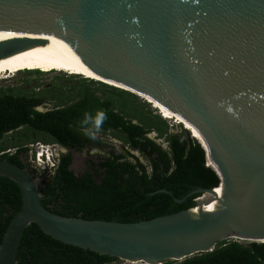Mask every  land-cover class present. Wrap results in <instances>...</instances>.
I'll return each mask as SVG.
<instances>
[{"label": "water", "instance_id": "water-1", "mask_svg": "<svg viewBox=\"0 0 264 264\" xmlns=\"http://www.w3.org/2000/svg\"><path fill=\"white\" fill-rule=\"evenodd\" d=\"M29 47L188 123L221 179L222 206L196 217L217 196L200 189L188 196L202 194L194 208L151 221L62 217L43 205L39 180L0 159V176L24 201L0 264H17L32 224L64 244L145 264L183 262L223 242L264 243V0H0V62Z\"/></svg>", "mask_w": 264, "mask_h": 264}, {"label": "trees", "instance_id": "trees-1", "mask_svg": "<svg viewBox=\"0 0 264 264\" xmlns=\"http://www.w3.org/2000/svg\"><path fill=\"white\" fill-rule=\"evenodd\" d=\"M80 84L72 101L47 112L37 110L42 104L41 99L23 97L14 88L2 89L0 154L6 151V147L2 146L4 138L22 128L32 133L31 139L27 134H22L24 139L28 138V142L37 141L35 136L43 134L70 151H106V145L93 135L110 131L132 151L145 157L148 163L144 164L129 151L123 150L119 155L115 149H111L99 156L97 162L89 161L85 170L77 172L72 168L73 154H63L54 175L42 177L39 185L42 203L49 211L62 217L87 221L140 223L190 210L202 196L194 194L188 197L190 194L200 189L214 190L220 187V177L211 168L213 166H207V154L195 139L189 135L187 139L179 134L168 136L163 120L162 126H152L135 124L127 119L128 116L125 117L127 106L121 99L134 94L93 80L84 79ZM101 110L106 112L107 119L96 131L91 122L85 124L84 121L86 117L94 119ZM153 130L160 138L167 135L168 149L149 137ZM14 146V154H2L0 159L27 169L36 177L40 171L24 160V155L29 154L31 149L22 139ZM184 199L182 204L176 201ZM23 204L19 185L0 176V246ZM119 262L121 260L117 258L57 241L36 224L25 231L17 254V264ZM165 264H264V243L223 242L212 253L180 263Z\"/></svg>", "mask_w": 264, "mask_h": 264}, {"label": "rangeland", "instance_id": "rangeland-1", "mask_svg": "<svg viewBox=\"0 0 264 264\" xmlns=\"http://www.w3.org/2000/svg\"><path fill=\"white\" fill-rule=\"evenodd\" d=\"M70 73L72 76L66 74ZM15 73L4 76L0 78V96L3 94L1 91L2 89L7 88H14L16 89L21 96L41 99L42 104L37 109L40 112H47L55 109L58 106L64 105L65 103H69L70 101L75 98L78 87L81 86L80 81H83L85 75H81L82 77H75L74 73L67 72V71H53L48 73H37V72H22L15 76ZM12 75V76H11ZM88 79H93L91 77L86 76ZM100 95V93H98ZM62 100V102H61ZM124 103H126L127 111L124 112L125 117L128 120H131L135 124H145V125H152V126H162L163 120L167 127V133L169 135L179 134L183 137V139H187L189 136L190 138L201 139L197 136L192 129L187 127L184 123L180 121V118H176L173 114L158 104L140 98L139 96H124L121 99ZM190 132H188L187 130ZM185 130L188 132L186 134ZM22 134H27L29 139L32 138V133L28 132L26 128H22L16 132H12L8 134L3 142L2 146L6 147V151L2 154H14L16 152L14 143L18 142L19 139H22L28 147L34 146L32 151H30V156H34V160L36 161V157L39 149L38 147L45 146L46 149L53 150V155L58 158V153L60 154H69L72 153L75 156V164L74 170L77 172H81L88 167V162L93 161L97 162L99 156L105 155L107 152L111 151V149H115L116 152L120 155L123 150L129 151L136 155L140 160L147 165L148 161L145 157H143L139 152L132 151L129 146L125 145L119 137H117L114 133L108 132H101V133H94V136L101 140L107 149L106 151L92 149V150H81V151H70L65 148H61L52 142L51 138L45 137L43 134H38L35 137L37 141L35 142H28V138L24 139ZM189 135V136H188ZM152 140H155L158 144H160L165 149L169 148L168 137L165 135L164 137L160 138L156 131H152L149 135ZM43 139H47L46 142ZM202 140V139H201ZM34 143V144H33ZM39 150V151H38ZM48 172L42 174V171L35 177L37 180L41 182L42 176H47ZM209 199V196L206 197L204 201ZM243 244H248L247 242ZM175 262V261H172ZM180 263V262H178ZM117 264H143L142 262H125L121 261Z\"/></svg>", "mask_w": 264, "mask_h": 264}, {"label": "bare ground", "instance_id": "bare-ground-1", "mask_svg": "<svg viewBox=\"0 0 264 264\" xmlns=\"http://www.w3.org/2000/svg\"><path fill=\"white\" fill-rule=\"evenodd\" d=\"M28 70L29 71L42 70L44 73L53 72V71H60V72L67 71V72H71L77 75H85V77L86 76L91 77L93 78L92 80H97L99 82L105 81L101 77H99L97 74H95V72L93 71L73 68L63 63L62 61L52 57L51 55L41 51L40 49L34 48V47H29L26 51H23L20 54L14 55L0 62V78L13 74V73L19 74L21 71L26 72ZM70 76L72 75L70 74ZM110 85L116 86L115 84H110ZM180 121L184 123L190 129H192L193 132L202 139L200 134L194 128H192L188 123L183 121L181 118H180ZM201 139L198 140L195 138V140H198L204 144L203 139L202 140ZM209 165L210 167L213 166L212 163H210ZM222 191L223 189L218 188L215 192L217 196L209 197V199H207L201 207H198L194 211L196 213L195 216L198 217V214L201 213L200 209L202 210V212H215L219 210L222 206V203H221Z\"/></svg>", "mask_w": 264, "mask_h": 264}, {"label": "built area", "instance_id": "built-area-1", "mask_svg": "<svg viewBox=\"0 0 264 264\" xmlns=\"http://www.w3.org/2000/svg\"><path fill=\"white\" fill-rule=\"evenodd\" d=\"M194 139V138H193ZM34 146L32 145L31 147H29L31 150H33ZM36 149H39L40 152H38L37 154V157H36V161L34 160V156H32L31 158V162L32 164L34 165V167L39 170V171H42V174L44 175L45 172H48L46 173L47 176H42L44 178H50L54 175L57 167H58V164H59V161L58 160H53V150H50L49 148L46 149L45 146H42L41 147H38ZM38 150V151H39ZM46 154L47 156V161H45L43 159V155ZM50 164V165H49ZM217 190V189H215Z\"/></svg>", "mask_w": 264, "mask_h": 264}, {"label": "clouds", "instance_id": "clouds-1", "mask_svg": "<svg viewBox=\"0 0 264 264\" xmlns=\"http://www.w3.org/2000/svg\"><path fill=\"white\" fill-rule=\"evenodd\" d=\"M26 72H36V71H29V70H28V71H26ZM75 77H77V76H75ZM80 77H82V76H80ZM82 78H84V77H82ZM84 79L91 80V79H88V78H84ZM93 81H97V80H93ZM97 82H99V81H97ZM106 119H107L106 112L103 111V110H101V111H98V112H97L96 117H95L94 119H92L91 117H86L84 123H85V124H88V123L91 122V123L94 125L95 130H96V131H99V130L101 129L102 125H103V122H104ZM93 138H94V135H93ZM58 155H59V153H58ZM43 159H44L45 161H47V156H46V154L43 155ZM52 159H53V160H58V158H56L55 156H53ZM58 161H59V160H58ZM49 165H50V164H49ZM197 200H198V199H197ZM197 200H196V201H197ZM239 243H241V242H239ZM143 264H145V263H143ZM163 264H165V263H163Z\"/></svg>", "mask_w": 264, "mask_h": 264}, {"label": "flooded vegetation", "instance_id": "flooded-vegetation-1", "mask_svg": "<svg viewBox=\"0 0 264 264\" xmlns=\"http://www.w3.org/2000/svg\"><path fill=\"white\" fill-rule=\"evenodd\" d=\"M56 144V143H55ZM56 145H58L59 147H61L59 144H56ZM62 148V147H61ZM164 148V147H163ZM165 149V148H164ZM86 150H89V149H86ZM95 150V149H94ZM98 150V149H97ZM32 151V150H31ZM71 151H76L77 152V150H71ZM63 154H62V152L59 154V156H58V160L60 159V157L62 156ZM73 157H74V163H73V166L72 167H74V164H75V156H74V154H73ZM24 160L25 161H28L31 165H33L32 164V162H31V156H30V154H26V155H24ZM34 166V165H33ZM74 169V168H73ZM85 170V169H84Z\"/></svg>", "mask_w": 264, "mask_h": 264}]
</instances>
